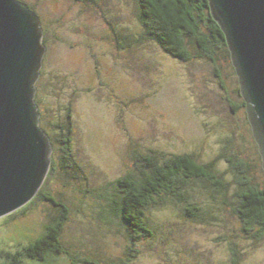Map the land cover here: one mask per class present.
Here are the masks:
<instances>
[{"label":"rangeland","instance_id":"1","mask_svg":"<svg viewBox=\"0 0 264 264\" xmlns=\"http://www.w3.org/2000/svg\"><path fill=\"white\" fill-rule=\"evenodd\" d=\"M26 1L34 6L46 31L43 84L49 86V77L60 76L54 79L59 100L42 92L39 110L45 113L48 105L52 119H58L65 114L62 106L69 101L72 105L74 146L82 173L78 180H62L55 167L46 183L72 210L61 239L69 252L107 264L126 262L129 248L137 250L129 264H231L232 245L240 255L238 264H264V241L243 233L228 205L222 204L225 197L210 188L194 191L193 202L203 220L192 219L184 205L152 207L155 234L150 240L133 242L126 225L103 210L106 199L101 194L118 177L136 169L139 153L151 150L163 157L191 151L207 154L208 160L220 157L215 168L227 186L226 198L234 197L236 176L221 154L243 151L246 160L254 159L242 114H234L226 99H234L231 78L223 73L224 92L205 59L178 62L154 43L137 40L140 26L134 0ZM119 34L134 36L129 47L118 46L122 45ZM115 71L119 77L106 83L107 74ZM64 76L72 82L64 81ZM218 127L224 130L220 137ZM201 141L206 150L198 149ZM259 172H251L257 181L262 179ZM25 208L21 211L27 219L10 222L11 213L0 217V249L26 246L42 232L52 212L40 199ZM16 211L12 215L17 218L21 211ZM109 218L110 223L105 220ZM23 264L43 263L25 260ZM47 264H69V260L60 256Z\"/></svg>","mask_w":264,"mask_h":264},{"label":"trees","instance_id":"2","mask_svg":"<svg viewBox=\"0 0 264 264\" xmlns=\"http://www.w3.org/2000/svg\"><path fill=\"white\" fill-rule=\"evenodd\" d=\"M29 7L35 11L34 6L26 1ZM77 2L95 3L94 0H75ZM136 21L140 26L139 38L137 40L147 41L157 45L161 51L170 58L187 62L196 59H205L213 66L214 76L218 80V86L227 92V86L224 77L231 78L234 86V99L226 97L232 107L234 114L241 112L242 124L249 132L250 142L253 145V158L246 160L243 151L239 153L221 154L230 165L231 171L236 176V192L234 197L226 198L227 186L223 182L215 168L218 158L208 160L207 154L201 153L199 156L191 151L168 155L163 157L154 150L145 154H138V162L135 170L118 177L110 190H105L106 199L105 208H103L107 217L119 219L120 225L130 232L128 236L133 242L139 240H150L154 238L155 229L150 224L151 208L162 210L170 205H184L189 207L188 214L197 220H203L198 211L200 210L193 202L195 188H210L216 194L224 196L223 205H228L231 213L236 217L240 230L249 238L264 241V170L262 167L261 156L258 150L257 142L253 136L250 122L245 110V102L240 94L238 77L230 59V52L225 40L224 33L218 23L213 19L208 0H134ZM104 11V10H102ZM39 15V14H38ZM104 16H107L103 12ZM43 29L42 43L46 46V31ZM118 45L120 48L129 47L131 39L134 36L119 34ZM43 59V65L45 61ZM37 81V93L35 101L38 106L41 105L40 93L49 94L51 100L57 101L58 93L54 88V79L60 76L48 78V85L42 79V72ZM122 72V71H120ZM225 76L223 77V73ZM118 71L109 72L107 81L112 82L115 77H119ZM63 80L72 82V78L62 77ZM44 82V84H43ZM57 95V97H56ZM61 97V96H60ZM47 109L42 110L40 121L42 128L48 133L53 144V154L49 172L45 178L44 186H41L37 195L18 209L19 212L28 204L36 199L46 201L52 212L48 216V222L43 225V230L37 236L32 238L26 246L14 251L0 249V264H23L25 260H36L39 263L47 264L64 256L69 260V264H107L102 263L94 257L77 258L69 252L65 243L61 240L62 235L71 214L70 206L65 203L60 193L54 194L50 188H46V183L50 176L55 173L58 167L63 175L62 180L74 178L78 180L82 173L77 162V153L75 150L74 124L72 120V105L69 101L63 105L64 117L52 119L53 113ZM41 109V107H40ZM50 112V113H49ZM224 130L219 127L216 133L220 134ZM216 134V135H217ZM204 142H200L198 149L206 150ZM59 151V152H58ZM258 163V164H257ZM259 169L260 178L258 181L253 178L252 170ZM212 188V189H211ZM20 216L10 219H27V215L21 211ZM9 216V215H8ZM20 219V220H21ZM112 218L105 219L110 223ZM195 220V219H194ZM20 222V221H19ZM231 264H238L240 255L234 246H230ZM137 250L129 248L126 252L125 261L129 264L136 257ZM124 262L123 264H126Z\"/></svg>","mask_w":264,"mask_h":264},{"label":"water","instance_id":"3","mask_svg":"<svg viewBox=\"0 0 264 264\" xmlns=\"http://www.w3.org/2000/svg\"><path fill=\"white\" fill-rule=\"evenodd\" d=\"M224 33L264 170V0H208ZM39 15L22 0H0V217L32 200L53 144L35 101L46 46Z\"/></svg>","mask_w":264,"mask_h":264}]
</instances>
